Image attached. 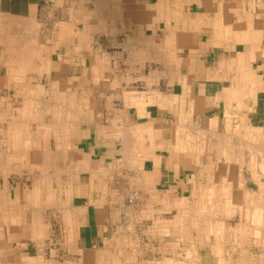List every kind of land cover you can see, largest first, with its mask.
<instances>
[{
    "label": "crops",
    "instance_id": "obj_1",
    "mask_svg": "<svg viewBox=\"0 0 264 264\" xmlns=\"http://www.w3.org/2000/svg\"><path fill=\"white\" fill-rule=\"evenodd\" d=\"M0 135V264H264V0H0Z\"/></svg>",
    "mask_w": 264,
    "mask_h": 264
},
{
    "label": "rangeland",
    "instance_id": "obj_2",
    "mask_svg": "<svg viewBox=\"0 0 264 264\" xmlns=\"http://www.w3.org/2000/svg\"><path fill=\"white\" fill-rule=\"evenodd\" d=\"M131 192H132V194L135 192V193H137V196H138V200H140V194L138 193V191H136V190H129L128 191V193H129V195L127 194V201H128V199H129V197L131 196ZM139 202V204L140 205H138L137 207H133V206H131L130 204H129V202H127V205L131 208V210H133V211H135L136 213L139 211V210H141V206H142V201L140 200V201H138ZM138 208V209H137ZM206 210V209H205ZM208 210H210V209H208ZM166 211H169V210H166ZM201 211H202V213H201ZM203 208H200V216H202L203 215ZM175 215V213H167V214H163V216H164V219L165 220H168V221H171L172 220V218H173V216ZM172 216V217H171ZM214 226V228L213 229H215V231H217V228L219 229V226L220 225H213ZM229 227H234V225H231V224H229L228 225ZM154 230H155V226H154V223H153V221L152 222H150V223H148V225L147 226H145V228L143 227L142 229L141 228H136V232L138 233V232H145V233H148V235H149V233L151 234V235H153L154 234ZM218 238V237H217ZM168 241L169 240H167V239H165V241L163 242V245H164V248H170L171 246H168L167 245V243H168ZM146 243H150V244H152V245H157V246H160V241L159 240H157V239H150V240H146L145 241ZM220 242L221 241H219V240H214L213 239V241H212V243H214L215 245L216 244H220ZM223 242H225V241H223ZM137 247H136V244H135V247L134 248H136V253L140 256L142 253H140L139 254V250L142 248V245H140V243L137 241ZM156 246V247H157ZM217 247H219L218 245H216ZM219 249H220V247H219ZM224 251H225V248L223 247L222 248ZM150 256H151V252L149 251V253H148V255L147 256H145V258H147V259H149V260H151L150 259ZM140 257H142V255L140 256ZM143 258V257H142ZM143 260V259H142ZM213 264H216L215 262H213Z\"/></svg>",
    "mask_w": 264,
    "mask_h": 264
},
{
    "label": "bare ground",
    "instance_id": "obj_3",
    "mask_svg": "<svg viewBox=\"0 0 264 264\" xmlns=\"http://www.w3.org/2000/svg\"><path fill=\"white\" fill-rule=\"evenodd\" d=\"M260 1V0H259ZM196 3V2H195ZM239 3V2H238ZM234 5H235V3H234ZM151 10V9H150ZM232 14V13H231ZM229 18V17H228ZM21 20V19H20ZM25 20V19H24ZM22 21V20H21ZM28 21V20H27ZM155 21V20H154ZM23 22V21H22ZM25 22V21H24ZM29 22V21H28ZM21 23V22H20ZM21 24H23V23H21ZM31 24V23H30ZM40 24V23H39ZM38 24V25H39ZM33 25V24H32ZM44 25V24H43ZM88 25V24H87ZM154 25H155V23H154ZM26 26V25H25ZM28 26V25H27ZM41 26V25H40ZM38 28H39V26H37ZM7 28V27H6ZM45 28V27H44ZM81 28V27H80ZM28 30V29H27ZM39 30H40V28H39ZM38 30V31H39ZM43 30V29H42ZM31 31V30H30ZM35 31H37V30H35ZM37 31V32H38ZM29 32V31H28ZM45 31H42V34L44 33ZM217 33H218V31H217ZM48 34V33H47ZM216 34V33H215ZM49 35V34H48ZM139 35V34H138ZM222 36V35H221ZM40 37V36H39ZM23 39V38H22ZM24 39H25V37H24ZM221 39V38H220ZM29 40V39H28ZM29 42V41H28ZM33 45V44H32ZM91 45V44H90ZM22 46V45H21ZM28 46V45H27ZM14 48V47H13ZM243 48V47H242ZM17 49V48H16ZM213 50V49H212ZM28 51V50H27ZM9 52V51H8ZM22 52V51H21ZM24 52V51H23ZM13 55V54H12ZM233 57H234V55H232ZM17 58V57H16ZM208 58V57H207ZM211 59V58H210ZM29 61V60H28ZM29 64V63H28ZM243 64H245V63H243ZM81 69V68H80ZM85 70V69H84ZM78 72V71H77ZM112 74V73H111ZM73 75V74H72ZM182 76V75H181ZM48 77V76H47ZM85 78V77H84ZM112 79H114V78H112ZM66 80V79H65ZM211 81V80H210ZM209 83V82H208ZM124 84V83H123ZM122 84V85H123ZM120 85V84H119ZM133 86V85H132ZM210 87V86H209ZM222 87V86H221ZM167 88V87H166ZM194 88H195V86H194ZM99 89V88H98ZM78 90V89H77ZM175 91V90H174ZM215 91H219V90H216V88H215ZM253 93V92H252ZM31 95V94H30ZM32 96V95H31ZM109 98V97H108ZM117 98V97H116ZM159 99V98H158ZM120 102V101H119ZM115 103V102H114ZM58 104V103H57ZM223 104V103H222ZM54 105V104H53ZM56 106V105H55ZM79 108V107H78ZM89 108V107H88ZM80 110V109H79ZM78 110V111H79ZM116 113V112H115ZM160 114V113H159ZM178 117V116H177ZM50 118V117H49ZM93 119H95V118H93ZM47 121V120H46ZM154 123V122H153ZM73 124V123H72ZM132 125V124H131ZM149 126V125H148ZM5 127V126H4ZM80 128V127H79ZM222 129V128H221ZM122 131V130H121ZM120 131V132H121ZM126 131V130H125ZM129 131V130H128ZM130 131H133L132 129H130ZM214 131V130H213ZM122 133V132H121ZM126 133H128V132H126ZM134 134V133H133ZM122 136H123V133L121 134ZM124 135H125V133H124ZM1 136V135H0ZM124 138V140L125 139H128V138H126L125 136H123ZM130 138H131V136H130ZM122 139V140H123ZM131 142L130 143H132L133 141L132 140H130ZM125 142V141H124ZM126 143H128V141L126 142ZM7 145V144H6ZM78 145V144H77ZM128 145V144H127ZM126 145V146H127ZM132 145H133V143H132ZM123 146L125 147V145L123 144ZM7 147V146H6ZM134 147V146H133ZM132 146H131V148H133ZM128 148H129V146H128ZM131 150V149H130ZM124 151V150H123ZM4 156V155H3ZM41 166V165H40ZM87 173V172H86ZM28 176V175H27ZM40 176V175H39ZM177 176V175H176ZM41 177H42V175H41ZM71 177V176H70ZM115 177V176H114ZM28 178V177H27ZM182 178V177H181ZM116 179V178H115ZM27 180V179H26ZM119 182H121V181H119ZM111 183V182H110ZM82 184V183H81ZM109 184V183H108ZM122 184V183H121ZM128 185V184H127ZM85 186V185H84ZM109 186V185H108ZM114 186V185H113ZM120 186V185H119ZM123 186V185H122ZM121 187V186H120ZM180 187V186H179ZM129 188V187H128ZM149 188V187H148ZM127 189V188H126ZM170 189V188H169ZM133 191V190H132ZM154 191V190H153ZM128 192V191H127ZM244 192V191H243ZM71 193V192H70ZM125 194H127L126 192H124ZM135 193V192H134ZM125 194H124V196H125ZM131 194H132V192H131ZM168 194V193H167ZM170 194V193H169ZM181 194V193H180ZM128 195H129V193H128ZM145 196V195H144ZM156 197V196H155ZM247 196H245V198H246ZM126 199V198H125ZM84 200V199H83ZM140 200H142L141 198H140ZM139 200V201H140ZM126 202V201H125ZM128 202V201H127ZM149 202V201H148ZM65 204V203H64ZM63 204V205H64ZM141 204V203H140ZM139 204V205H140ZM21 205V204H20ZM204 205V204H203ZM67 206V205H66ZM133 207H137V206H133ZM142 207V206H141ZM144 207V206H143ZM142 207V208H143ZM123 208H125V207H123ZM128 208V207H127ZM138 209V208H137ZM158 209V208H157ZM161 209V208H160ZM164 210V209H163ZM171 210H173V209H171ZM135 212V211H134ZM162 212V211H161ZM136 213V212H135ZM180 213V212H179ZM71 214V213H70ZM167 214V213H166ZM162 216V215H161ZM172 217V216H171ZM83 218V217H82ZM263 221H264V219H262ZM65 221V220H64ZM83 223H84V221H83ZM262 223H264V222H262ZM126 224V223H125ZM112 225V224H111ZM139 225V224H138ZM83 226V225H82ZM114 228H116V226L114 227ZM118 228V227H117ZM138 228V227H137ZM142 228V227H141ZM113 229V228H112ZM114 230V229H113ZM113 232V231H112ZM219 232V231H218ZM1 236V235H0ZM168 236V235H167ZM183 243V242H182ZM157 246V245H156ZM63 250V249H62ZM149 250V249H148ZM194 250V249H193ZM254 250V249H253ZM252 252V251H251ZM254 252V251H253ZM145 253V252H144ZM26 256V255H25ZM144 256V255H143ZM254 256V255H253ZM140 257V256H139ZM142 258V257H141ZM145 258V257H144ZM255 258V257H254ZM258 258V257H257ZM212 261V260H211ZM4 262V261H3ZM158 262V261H157ZM8 263V262H7Z\"/></svg>",
    "mask_w": 264,
    "mask_h": 264
},
{
    "label": "built area",
    "instance_id": "obj_4",
    "mask_svg": "<svg viewBox=\"0 0 264 264\" xmlns=\"http://www.w3.org/2000/svg\"><path fill=\"white\" fill-rule=\"evenodd\" d=\"M138 196H137V193H133L131 194V196L129 197L128 199V202L131 206H138L139 205V202H138Z\"/></svg>",
    "mask_w": 264,
    "mask_h": 264
}]
</instances>
